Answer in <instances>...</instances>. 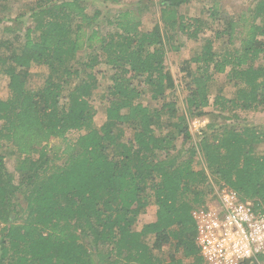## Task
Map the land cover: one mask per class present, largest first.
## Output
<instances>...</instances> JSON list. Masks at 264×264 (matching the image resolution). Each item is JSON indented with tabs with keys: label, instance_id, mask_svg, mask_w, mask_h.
Wrapping results in <instances>:
<instances>
[{
	"label": "trees",
	"instance_id": "obj_1",
	"mask_svg": "<svg viewBox=\"0 0 264 264\" xmlns=\"http://www.w3.org/2000/svg\"><path fill=\"white\" fill-rule=\"evenodd\" d=\"M189 1H152L160 17L149 30L123 12L107 22L114 31L103 34L94 27L100 11L88 14L82 0H36L35 36L27 28L18 50L0 54L9 91L0 99V145L13 147L18 174L15 183L0 156V264H206L192 211L215 193L214 184L252 200L264 217V154L254 147L259 133L236 112L264 106V0L222 19L215 36L230 44L239 33L237 48L221 56L205 40L182 62L178 99L180 84L165 63L167 44L178 33L196 39L205 23L179 13ZM209 17L220 21L217 6ZM34 64L49 69L36 89L26 83ZM227 65L235 96L216 94L212 105L229 115L220 125L207 123L193 141L188 119L205 115L209 83ZM97 66L110 79L98 94ZM97 99L104 107L100 125ZM230 118L236 121L226 123ZM71 131L78 132L72 141ZM53 137L64 141L65 158L51 165L46 144ZM16 193L26 204L22 222ZM151 203L156 219L137 230L134 223ZM165 246L173 247L167 261L154 254ZM240 264H264V252Z\"/></svg>",
	"mask_w": 264,
	"mask_h": 264
},
{
	"label": "rangeland",
	"instance_id": "obj_2",
	"mask_svg": "<svg viewBox=\"0 0 264 264\" xmlns=\"http://www.w3.org/2000/svg\"><path fill=\"white\" fill-rule=\"evenodd\" d=\"M59 2L61 0H53ZM83 4L86 5V12L90 15L94 13L95 10L100 11L98 19L94 23V27L106 34L107 32H112L113 27L107 22H112L118 18V16L123 12H130L131 15L138 17L141 21V29L149 30L152 26L159 21L160 17V7L152 4V1L157 0H116L114 3L102 0H82ZM144 3L147 6H144ZM255 4V0H190L188 3L183 4L179 7V13L183 14L186 18L189 17H201L205 23L202 25V31L199 33L196 39L189 38L186 34H176L173 35L170 42L167 44V51L165 57V63L169 67L176 83L180 84V90L176 91V97L183 98V93L181 91V86L184 85L182 79L184 78V72H182L181 66L182 62L201 51L203 43L205 40H209L212 43V47L217 51L221 52V56L226 54L229 50L239 46V33L235 34V38L232 43L228 44L225 35L220 38L215 36L217 31L223 29L224 24L222 19H230V17H235L241 12L246 11L247 8L252 7ZM36 5V0H0V54H7V47L11 50H18L25 40L26 29L30 28L31 36H35V31H33L35 20L34 14L37 9L33 10ZM217 6L219 12L220 21H212L209 17L210 9L212 6ZM228 17V18H227ZM234 19V18H233ZM11 27L13 31H5V28ZM239 28H237L238 30ZM87 32H89L87 30ZM166 36V35H165ZM9 41L8 45L3 44V42ZM9 49V50H10ZM85 50H80L76 54V59L79 61L84 60ZM258 62V61H257ZM191 67L195 69L196 64L192 63ZM101 68L102 73H97V89L95 93L98 94L102 92L104 87L110 83V79L104 73L107 70L104 66H97L93 69V72ZM230 66L227 65L225 72L216 74L212 81L209 83V103L210 105L204 109L205 115L200 117H189V130L192 134L193 141L198 140L200 136V130L205 128V125L209 122L214 123V125H220L224 119L221 116H228V112H223V115H219L218 109L214 108L212 105L213 98L216 94H221L225 98H232L235 96L236 88L234 87V81L229 80L227 73L230 70ZM49 74V69L45 65L34 64L28 71L26 77V83L29 87L36 89L41 87ZM76 81V80H75ZM8 77L0 69V99H6L8 96ZM74 84V83H73ZM72 85L66 86L63 91V95H67L72 88ZM178 88V89H179ZM95 94V95H96ZM98 98V96H97ZM149 106H158L155 101H145ZM103 101L97 99L95 103V116L94 122L96 125H100L104 119ZM243 122L252 125L255 131L259 133L258 141L254 142V147L256 153L259 155L264 154V106L257 109H252L248 111H236ZM218 115V116H217ZM236 119L230 118L225 120L226 123H234ZM130 130H126L125 138L130 135ZM78 136L77 131H71L67 133L66 137L68 139L75 140ZM188 143L182 147L183 150L186 149ZM47 150V161L48 164L54 165L61 163L65 156L63 155V149L65 143L61 138L53 137L46 144ZM14 149L11 145L4 144L0 145V156L3 158V164L5 169L14 179L16 183L18 181V174L14 169V164L16 161V155L12 152ZM177 155V151L174 152ZM36 158V155L33 156ZM195 169L200 167L199 163L193 165ZM224 189H229L227 187L219 188L214 184L215 193L206 197V205H214L215 202H211L215 199L218 193H221ZM15 201L18 203L17 206V217L18 221L22 222L25 218L27 212L25 210V202L21 197L20 193H16ZM211 198V199H209ZM211 202V203H210ZM156 219V206L154 203L149 204L146 210L141 213L136 222L134 223V228L140 230L144 224L152 222ZM152 238V237H151ZM152 241L150 240V243ZM173 252L172 246H165L161 251H154V254L161 256L165 261L168 260L169 253ZM180 254H176L179 256ZM204 260V259H203ZM204 263H206L204 261ZM208 264V263H206Z\"/></svg>",
	"mask_w": 264,
	"mask_h": 264
},
{
	"label": "built area",
	"instance_id": "obj_3",
	"mask_svg": "<svg viewBox=\"0 0 264 264\" xmlns=\"http://www.w3.org/2000/svg\"><path fill=\"white\" fill-rule=\"evenodd\" d=\"M211 202L192 211L206 263L240 264L264 252V217L254 212L252 200L224 189Z\"/></svg>",
	"mask_w": 264,
	"mask_h": 264
},
{
	"label": "crops",
	"instance_id": "obj_4",
	"mask_svg": "<svg viewBox=\"0 0 264 264\" xmlns=\"http://www.w3.org/2000/svg\"><path fill=\"white\" fill-rule=\"evenodd\" d=\"M154 221V220H153Z\"/></svg>",
	"mask_w": 264,
	"mask_h": 264
}]
</instances>
